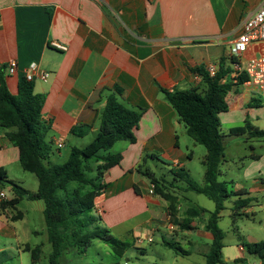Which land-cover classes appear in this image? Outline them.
Segmentation results:
<instances>
[{
	"label": "crops",
	"instance_id": "0c3cea01",
	"mask_svg": "<svg viewBox=\"0 0 264 264\" xmlns=\"http://www.w3.org/2000/svg\"><path fill=\"white\" fill-rule=\"evenodd\" d=\"M262 4L264 0H0V66L18 63V71L7 75L8 88L16 95L33 63L50 73L47 82L35 81V93L47 97L43 120L51 127L48 140L56 147L59 140L66 146L95 138L111 96L143 112L136 143L118 142L120 149L111 153H121L123 158L120 165L106 173L103 182L109 188L96 200L95 213L111 219L106 224L116 237L130 235L136 245L142 237L152 239L150 235L164 227L190 247L184 257L199 258L191 264H207L213 235L205 226L215 210L204 208L206 212L194 220L193 229L182 231L170 221V203L150 194L151 181L138 168L154 174L148 163L158 160L170 166L171 171L185 168L191 174L188 165L195 160L194 150L198 147L186 138V128L164 91L201 88L203 78L193 70H207L209 65L220 70L224 62L225 69L231 70L225 82L234 86L227 96L229 110L219 115L220 124L229 134L224 137L225 158L219 177L223 181H219L243 195L228 200L221 215V220H231V230L239 234L232 244L226 243L225 234L223 257L225 264H263L247 251L245 244L264 240V153L257 154V139L264 138L242 136L251 143L244 154L233 152L226 142L230 136L236 137L230 134L231 129L247 122L264 130V100L246 83L237 84L240 78L235 77L230 60L232 43L243 33L246 19ZM259 55L264 56V43L252 44L244 60ZM81 125L90 127L86 136H81L85 129H79L78 136L71 134L74 127ZM19 166L20 151L0 128V169L16 183L13 171ZM164 183L166 192L178 199L179 219L188 208L201 207L180 203L187 199L181 194L182 190L188 192L186 187L167 184L166 180ZM38 187L29 191L36 192ZM11 188L3 191L7 200L13 198L6 194V190L12 193ZM239 199L246 202L239 217L234 218L235 201ZM31 204L44 216L43 201ZM18 207L3 208L0 199V237L14 238L22 257L30 253L23 251L16 221H24L27 214ZM143 215L144 220L132 222ZM33 233L40 234L36 230ZM139 250L142 254L147 251L143 247ZM6 261L5 249L0 247V264Z\"/></svg>",
	"mask_w": 264,
	"mask_h": 264
},
{
	"label": "trees",
	"instance_id": "16d2710c",
	"mask_svg": "<svg viewBox=\"0 0 264 264\" xmlns=\"http://www.w3.org/2000/svg\"><path fill=\"white\" fill-rule=\"evenodd\" d=\"M224 63V62H223ZM221 65L215 77H211L203 67L193 70L203 78V86L190 90L164 91L168 102L177 112L186 128L187 135L198 145L206 148L207 155L202 164L205 167L204 185L195 182L185 168L172 170L175 180L186 185L188 192L204 195L215 203V211L206 223V230L213 235L209 252L206 254L207 264H225L223 257L225 232L219 223L225 210V203L233 198H240L243 193L229 190L228 183L220 182L221 164L225 158L224 136L221 132L219 115L229 110L227 96L234 84L225 82L230 69ZM7 65L0 66V128L6 131L8 139L20 151L22 169L34 174L39 187L31 192L14 183L4 169H0V194L11 186L13 198L2 200V207L16 210L24 200L45 203L44 219L48 242L52 247L49 255L50 264H60L61 256L76 248L80 254H86L95 240L109 245L117 256H123L129 248L112 235L111 231L99 224L100 218L94 214L96 200L109 185L103 182L107 172L120 165L122 154L108 153L118 142L136 143V130L143 117L142 111H136L120 102L115 96L108 98L100 117V127L95 138L84 148H72L68 159L63 164H52V141L48 140L51 127L43 120V109L46 95L35 93V82L22 78L18 85V93L13 95L7 85ZM246 77L238 79L242 85ZM116 93L120 90L115 89ZM86 125L74 127L73 135H79V129L89 132ZM233 136L249 134L253 138H264V130L246 123L242 127L230 131ZM144 161V160H143ZM154 186V194L170 203L169 215L173 225L182 231L193 229L194 220L206 211L201 207L188 208L182 219L178 218L177 197L166 192L164 181L153 173L142 171ZM137 194H141L135 187ZM246 201H235L233 217H239V210ZM21 216V213H20ZM179 255L178 244L165 242ZM245 247L251 255L257 256L264 264V240L246 243ZM24 252L30 253L33 264H38L43 248L41 245L31 247L25 245ZM187 255L186 251H182ZM236 263L242 260L235 261Z\"/></svg>",
	"mask_w": 264,
	"mask_h": 264
},
{
	"label": "rangeland",
	"instance_id": "374dc122",
	"mask_svg": "<svg viewBox=\"0 0 264 264\" xmlns=\"http://www.w3.org/2000/svg\"><path fill=\"white\" fill-rule=\"evenodd\" d=\"M218 117L220 118V116ZM221 127L223 128L222 134L226 138L229 135L228 131L224 124L222 125V123ZM186 138L191 144L193 143L192 141L194 140L189 136L186 135ZM93 139L94 137H87L80 140L78 144L75 143L74 145H76L78 148H84ZM246 139L247 138L242 136H230V139H227L226 142H229L231 144L230 149L233 152L244 154L245 151L247 149L250 150L251 147V143ZM74 145L67 144L66 146L64 145L63 148L58 149V147H56L52 143L53 149L50 156V161L52 162V164H63L68 159L72 146ZM120 145L121 144H117L109 152L115 153L120 149L118 148L120 147ZM197 147L198 148L194 150L195 160L191 165H188V169L191 171V175L195 182L199 185H204L205 167L203 166L202 161L204 156L207 155V150L205 147L198 144ZM263 153L264 139H257V154ZM141 165L143 168L144 162ZM148 168L154 172L155 176L158 179H161L163 181L166 180L167 184L175 183L179 184L181 188L186 187L184 183L182 184L175 181V176L173 175L170 166H167L158 160H150L148 163ZM13 173L15 174V180H17L15 182L18 184H22V186L28 190H34L39 185L37 177L34 174L25 172L21 166H19L18 170L15 169ZM219 180L223 181V178H220ZM224 180H227V178H225ZM6 194L7 196H13V194L8 190H6ZM181 194L183 196L185 195L188 199H181V204H184L186 206L199 205L208 210H215V203L204 195H199L194 192L186 193V191L184 190L181 191ZM226 205L228 206V201L226 202ZM18 208L21 212L27 214V219H25L24 221H16L20 237L19 240L22 247H24L25 245H30L34 248L38 245H41L43 248V253L41 254L38 264H50L49 255L52 252V247L48 242L46 223L43 214L36 212L33 209L31 202L28 200L23 201ZM94 214H96L95 211ZM96 216L100 218L99 224L101 227L110 229L106 224V220H108L109 218L107 219L104 214L102 215V217L97 214ZM145 218V215H143L138 219L132 220V222L136 224L137 221H142ZM219 226L227 236L226 243L232 244L234 242V239H236L239 234L237 231L231 230V220L228 218H223L219 223ZM144 227L145 230L148 228L146 226ZM35 230L39 231L40 234H34L33 231ZM160 230V232L150 235L153 239L152 242L148 241L150 237H142L141 239L144 240V243L141 245H135L134 240L130 235L116 237L112 233L113 236L128 244L129 246L123 256H117L113 252L112 248L103 241L95 240L86 254H80L76 248H73L70 251L64 253L60 258V264H191V262L195 259H199L196 256L194 258H191L192 260L188 257H184L182 251L189 252L190 247L187 244L182 243L181 240H177L170 234V232L166 228L160 227ZM165 242H169L172 244L180 243L181 245H178V247L182 248V251L179 250L180 254L177 255L174 249H171L169 246L165 245ZM0 247L5 249V254L7 256V261L5 262V264H32L30 254L24 253L25 255L20 257V254L18 253V243L14 238L8 239L0 237ZM139 247L145 248L147 250L146 253L142 254L139 250Z\"/></svg>",
	"mask_w": 264,
	"mask_h": 264
},
{
	"label": "built area",
	"instance_id": "2783aa9c",
	"mask_svg": "<svg viewBox=\"0 0 264 264\" xmlns=\"http://www.w3.org/2000/svg\"><path fill=\"white\" fill-rule=\"evenodd\" d=\"M264 43V4H262L256 12H254L244 23L243 33L232 43L230 50V60L232 61L235 71V77H246L247 85L251 86L254 93L264 100V56L244 60L245 54L248 52L249 47L254 44ZM55 46L63 51L67 48L55 44ZM18 71V63L11 61L7 65L6 73L11 76ZM207 73L211 77H215L219 71L216 65H209ZM24 77L30 81L35 82L41 80L47 82L50 78V73L39 69L36 63H33L26 70ZM65 145L63 140L57 141L58 149L63 148ZM150 194H154V186L150 188ZM0 199L7 200L6 195L2 192ZM152 242V239H148ZM138 243H144L143 239H139Z\"/></svg>",
	"mask_w": 264,
	"mask_h": 264
}]
</instances>
